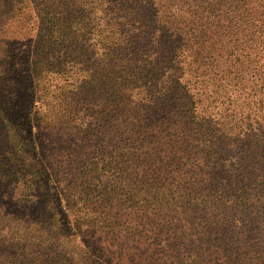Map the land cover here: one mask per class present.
Segmentation results:
<instances>
[{
	"label": "rangeland",
	"instance_id": "obj_1",
	"mask_svg": "<svg viewBox=\"0 0 264 264\" xmlns=\"http://www.w3.org/2000/svg\"><path fill=\"white\" fill-rule=\"evenodd\" d=\"M24 2L0 0V50L6 49L7 41L31 44L26 62L33 66L38 44L50 39L53 22L70 25L83 21L78 34L61 39L63 53L70 55L71 65L80 70V82L89 87L80 100L70 95L74 122L69 126L50 125L45 108L37 104L35 129L31 131L34 141L28 140L31 144L26 146V153L36 158L43 184L30 177L33 167L22 169L8 187L0 184V205L4 207L0 237L27 239L32 245L36 240L35 246L59 264L65 263L67 255L74 260L71 264H264V196L250 194L247 206L230 209L226 203L233 199L223 195V188L233 181L215 166L208 131H177V121L165 119L156 111L148 113L146 105L161 93L159 82H154L146 96L149 99L142 102L143 110L138 105L133 114H127L139 126L152 125L148 131L116 129L111 114L101 112L102 101H94L100 85L117 81L122 74L119 72L129 70L130 62L129 67L140 75L141 70L135 69L138 58L148 67L158 61L162 73L173 80L185 73L182 85L191 87V95L198 100L194 113L227 108V98L239 96L240 79L234 81L235 86L225 83L219 96L214 94L218 90L214 80L220 73L217 66L227 68V61L237 55L229 57V53L235 50L213 59L207 56L202 67H193V53L181 49L178 40L170 39L173 45L167 43L168 36L157 28L158 21L168 15L160 3L151 8L150 0H46L48 5L43 0ZM247 16L245 24L249 27L263 17ZM114 30L122 34L124 50L114 46L118 39L117 34L111 38ZM59 67L67 71L65 66ZM113 67L115 72L111 73ZM66 80V74L50 73L35 81L41 90L50 87L49 105L56 97L53 91ZM178 91L183 100L184 90ZM179 99L177 95L174 100L181 105ZM187 107V113H193ZM29 132L18 131V136L27 139ZM250 133L259 141L264 139V131ZM153 136L158 143H151ZM0 141V163L4 164L2 154L7 146L3 137ZM182 145L192 153L179 162L173 150ZM15 163L19 164L17 160ZM25 198L33 204L25 205ZM57 199L62 206L58 207ZM242 217L245 228L239 231L231 222ZM15 219L18 221L13 223ZM218 223H222L229 245L222 242L225 239L218 241V232L222 234ZM251 227L259 231L258 252ZM241 245H251L252 256L243 262L226 256L227 250L233 253Z\"/></svg>",
	"mask_w": 264,
	"mask_h": 264
},
{
	"label": "trees",
	"instance_id": "obj_2",
	"mask_svg": "<svg viewBox=\"0 0 264 264\" xmlns=\"http://www.w3.org/2000/svg\"><path fill=\"white\" fill-rule=\"evenodd\" d=\"M21 1L25 5L24 0ZM43 2L44 5H48L46 0ZM150 2L151 8L154 4L160 3L162 9L166 10L168 17H162L156 24L157 28L164 37L168 36L165 37L167 43L173 45L170 39L178 40L181 49L193 53L196 57L193 67H202V61L207 56L213 59L229 50H235L229 53V57L237 55L227 61L230 63L227 68L217 66L220 73L216 74L217 79L214 80V86L218 89L214 94L221 95L225 83L235 86L234 81L239 77L238 98L228 97L224 102L227 108L215 107L205 110L203 114H196L194 111L198 100L191 95V87L182 85L186 80L185 73L177 80H173L169 75L162 73L158 61L148 67L144 66L142 59L137 58L135 69L141 70L140 75H136L134 69L129 67L130 62L127 68L129 70L119 72L122 74L117 77V81L110 83V86L100 85L97 91L99 93L93 96L94 101H102L101 112L104 115L111 114L116 129L148 131L152 125L139 126L127 114H133L134 108L138 105H140L138 109L143 110L142 102L149 99L146 96L152 92L154 82H159L161 93L146 105L148 113L156 111L163 114L165 119L177 121V131H208L207 141L211 147L210 152L215 158V166L222 168L225 178L233 181L223 188L225 190L223 195L227 199H233L226 204L231 205L230 209L241 210L247 206V198L250 194L264 196V139L259 141L255 133H250L264 131V10L258 9H264V0H150ZM247 13L263 17L257 25L249 27L245 24ZM81 23L83 21L70 25L59 20L53 22L49 31L50 39L42 40L38 44V58L33 66H29V62H26L29 60L28 49L31 44L7 41L4 44L6 49L0 50V131L3 132L0 137H3L7 146V151L2 154L4 164L0 163L2 185L8 187L25 167H33L30 177L41 182L43 175L36 166V158L26 153V146L31 144L28 140L34 141L31 131L35 129L33 124L37 104L41 103L42 108H45V117L52 126L62 128L74 122L72 102H69L70 95L80 100V96L85 94L89 85L80 82L78 74L80 70L75 65H71L73 61L70 55L63 53L64 40L61 37H73L78 34ZM114 34L118 35L116 45L113 43L114 46L124 50L122 34L114 30L111 38ZM105 40L110 38L105 37ZM60 65L65 66L67 71L59 67ZM114 72L113 67L111 73ZM50 73L59 76L66 74L67 80L64 86L56 87L53 91L56 97L48 105L46 99L49 97L50 87L46 85L41 90L35 80ZM103 77L107 76L103 75ZM207 86L209 87L208 84ZM179 88L184 90L183 100ZM177 95L181 105L174 100ZM187 106L193 113H187L185 109ZM18 131L30 132L27 139H20ZM151 143H158V138L153 136ZM175 150L177 151L173 150L174 159L177 158L179 162L191 157L192 152L185 145ZM16 160L19 164L15 163ZM17 166L19 169L15 171ZM27 183L34 182L27 181ZM21 196L25 197V195ZM29 200L25 198L22 201L25 205L33 204V201ZM56 202L58 207L62 206L60 199ZM3 208L0 205V216L3 214ZM18 220L15 219L13 223ZM249 220L256 221L258 217H250ZM245 222V218L242 217L240 220L232 221L231 224L232 226L235 224L236 228L242 231ZM27 224L32 225L31 219ZM218 225L222 227V234L218 232V241L225 239L222 242L229 245L230 240L226 239L228 235L222 223ZM258 229L261 231L259 226ZM258 229L249 228L250 233L256 238L257 252L259 251ZM235 238L239 239V236ZM33 242L34 245L27 239L0 237V264H47L48 261L49 264H59L48 252L43 254L41 248L35 246L38 241L33 240ZM250 246H237L233 253H228L227 250L225 254L243 262L252 256ZM72 261L74 260L67 255L64 264H71Z\"/></svg>",
	"mask_w": 264,
	"mask_h": 264
}]
</instances>
